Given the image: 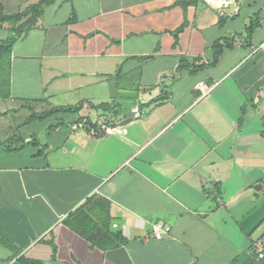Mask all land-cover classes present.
<instances>
[{
	"label": "crops",
	"instance_id": "obj_1",
	"mask_svg": "<svg viewBox=\"0 0 264 264\" xmlns=\"http://www.w3.org/2000/svg\"><path fill=\"white\" fill-rule=\"evenodd\" d=\"M10 28H0V40ZM224 38L232 47L212 65L211 47ZM263 41L264 0L44 6L13 44L9 93L0 98V134L11 132L0 141L8 243L0 264H264L254 251L264 243V167L254 151ZM60 107L79 110L30 121ZM128 112L135 115L123 123ZM100 120L123 134L93 135ZM91 198L109 219L96 245L66 224ZM153 226L169 231L156 239Z\"/></svg>",
	"mask_w": 264,
	"mask_h": 264
},
{
	"label": "trees",
	"instance_id": "obj_2",
	"mask_svg": "<svg viewBox=\"0 0 264 264\" xmlns=\"http://www.w3.org/2000/svg\"><path fill=\"white\" fill-rule=\"evenodd\" d=\"M52 1L53 0H40L37 3L30 4L21 11L13 14L4 13L3 6L0 3V28L3 27V25L11 26L8 37L5 40H0V98L8 96L9 93L10 57L16 38L22 37L35 27L44 6L49 5ZM185 27L186 23L173 32L175 42L177 41L178 35ZM254 28V25H251L248 28V38L252 35ZM232 44V40L227 38L215 42L211 47L213 52L211 64L213 65L217 63L222 56L223 50L231 48ZM100 108L106 109L108 106H102ZM78 110V107L53 108L39 114L33 113L30 117V121L43 122L54 114H74L78 112ZM262 126L264 128V122L262 123ZM97 203L98 202L92 198L87 200L82 207L78 208L74 213H71L66 220L67 226L73 232L90 242L92 245L97 244V239H100L102 236H107V226H105V223L109 220L107 218L102 220L96 215V213H94L95 210L98 209L94 208ZM103 204L104 202H101V207ZM104 206L107 207V204H104ZM103 227L105 228L104 230ZM0 245L8 246V243L0 237ZM29 264L37 263L32 262Z\"/></svg>",
	"mask_w": 264,
	"mask_h": 264
},
{
	"label": "built area",
	"instance_id": "obj_3",
	"mask_svg": "<svg viewBox=\"0 0 264 264\" xmlns=\"http://www.w3.org/2000/svg\"><path fill=\"white\" fill-rule=\"evenodd\" d=\"M257 51L264 52V41L257 47ZM202 85H199L201 87ZM86 121L80 123L77 125V127H84L86 125ZM91 133L93 135L96 134H103V135H122L123 134V128L121 126H113L105 123L104 121L100 120L95 123L94 128L91 129ZM169 229L165 228L163 229L160 226H153L152 228V236L156 239H161L163 234L165 232H168ZM254 251L257 259L264 260V243L263 242H257L254 245Z\"/></svg>",
	"mask_w": 264,
	"mask_h": 264
},
{
	"label": "rangeland",
	"instance_id": "obj_4",
	"mask_svg": "<svg viewBox=\"0 0 264 264\" xmlns=\"http://www.w3.org/2000/svg\"><path fill=\"white\" fill-rule=\"evenodd\" d=\"M26 2V0H0V3H2L4 6H5V10L8 12V13H17V12H19V11H21L22 10V8H24L23 6V4ZM4 34H5V32L4 31H0V37H2V36H4ZM71 115H74V114H71ZM21 116L22 115H20V120L19 119H17V121L16 122H14V125L16 124V125H18V123L19 122H21V120H23L22 118H21ZM261 116H263L264 117V114L263 115H261ZM262 117V119H261V124H260V127H259V131H260V147L259 148H257V147H255L254 148V151L259 155V158H260V160L258 161V164L260 165V166H262L261 167V169L264 167V128H263V126H262V123L264 122V118ZM17 118V117H16ZM35 123H42V122H39V121H37V122H35ZM10 124H12L11 122H9L8 123V126L10 125ZM14 125H11V127L13 128L14 127ZM7 133V132H6ZM9 134H11V132H9L7 135L4 133V132H2L1 134H0V141H2L3 139H4V136L6 135V136H8ZM263 136H262V135ZM263 138V139H262ZM5 146V143H0V148H2V147H4ZM257 149H258V151H257ZM260 197H261V201L263 200V197H264V191L263 192H261V194H260Z\"/></svg>",
	"mask_w": 264,
	"mask_h": 264
},
{
	"label": "water",
	"instance_id": "obj_5",
	"mask_svg": "<svg viewBox=\"0 0 264 264\" xmlns=\"http://www.w3.org/2000/svg\"><path fill=\"white\" fill-rule=\"evenodd\" d=\"M135 113L134 112H128L125 116V118L123 119V123H128L130 122L133 117H134Z\"/></svg>",
	"mask_w": 264,
	"mask_h": 264
}]
</instances>
